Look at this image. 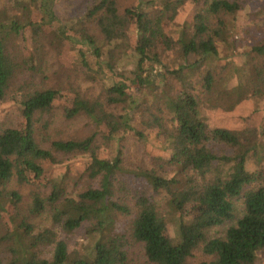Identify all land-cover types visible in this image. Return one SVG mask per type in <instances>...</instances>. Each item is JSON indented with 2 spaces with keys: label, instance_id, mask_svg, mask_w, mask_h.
<instances>
[{
  "label": "trees",
  "instance_id": "trees-1",
  "mask_svg": "<svg viewBox=\"0 0 264 264\" xmlns=\"http://www.w3.org/2000/svg\"><path fill=\"white\" fill-rule=\"evenodd\" d=\"M57 1L0 0L10 8L0 10V102L15 99L21 118L14 128L0 127V200L19 201L16 192L3 190L13 176L19 183L31 176L35 183L44 174L39 162L58 165L62 157L85 155L83 177L97 186L69 196L64 174L49 184L47 196L32 195L24 215L14 203L19 222L0 264H133L128 248L137 244L151 264H187L198 249L211 258L199 264H256L264 251V131L257 134L251 125L209 129L204 109L210 101L232 110L248 93L264 97V38L248 52L260 60L248 83L237 84L225 99L228 91L218 90L213 74L206 72L200 81L192 76L205 58L218 55L219 43L226 44L225 17L243 9L239 1L163 0L148 10L149 0L124 9L117 0H66L69 6L78 2V16L67 23L75 35L63 32L66 24H56ZM188 2L201 5L191 25L173 27L179 55L184 60L193 56L195 62L165 70L160 78L155 66L174 46L164 21L172 22ZM83 45L96 61L95 73L86 70ZM63 49L75 53L76 79L61 62ZM103 69L114 71L117 80L104 82ZM79 76L88 83L100 81L102 90L84 94L77 86ZM134 91L148 101L138 104ZM56 103L62 104L66 121L82 116L96 130L83 138L51 140ZM150 131L157 132L154 141L162 140L161 150L151 154L148 164L129 170L122 142L130 136L144 142ZM214 143L232 154L216 155ZM248 156L261 162L255 172L246 170ZM152 193L164 195L170 213L179 216L171 236ZM239 199L243 215L222 237H209L212 229L234 219ZM4 210L0 203V219ZM120 217L128 223L120 225ZM43 218L48 224L37 228L34 221ZM79 229L85 243L70 252L59 235Z\"/></svg>",
  "mask_w": 264,
  "mask_h": 264
},
{
  "label": "rangeland",
  "instance_id": "rangeland-1",
  "mask_svg": "<svg viewBox=\"0 0 264 264\" xmlns=\"http://www.w3.org/2000/svg\"><path fill=\"white\" fill-rule=\"evenodd\" d=\"M137 0H117L118 6L122 9L129 7L136 3ZM144 6L149 10L152 7H160L163 0H149ZM229 1H239L242 6V10L237 15H228L225 17L226 23V44H218V55L214 57L205 58L202 64L197 70H194L195 79L201 80L206 72H210L216 78V82L220 83L218 90L223 92L227 90V94L223 96L222 99L228 97L230 90H232L237 84L248 83L250 76L253 72L255 65H258L260 60H255L253 54L248 53L250 48L254 45L259 44L264 38V0H229ZM74 6H69L66 0L57 1V11L59 15V20L66 24L67 31L70 28L67 23L70 19L78 16L79 12L77 10L78 2L72 1ZM193 8V9H192ZM201 5L193 7V3L188 2L182 8L178 10L175 19L172 22L164 21L163 29L165 33L173 40L174 46L170 51H164L161 54L160 61L161 66H155L154 74L160 78L162 74H165V70L177 69L185 64L191 65L195 62V57L190 56L188 59L184 60L178 53V46L176 45V40L179 36L178 32L173 26L182 25L187 23L191 25L192 15L196 10L200 9ZM203 8V5H202ZM7 9L9 6L2 4L0 2V10ZM195 11V12H194ZM74 34V33H72ZM75 35V34H74ZM25 40H28L27 35H25ZM17 44L22 46V41L18 40ZM77 48V44L72 45ZM82 50L85 53V60L88 63L90 69L87 71H92L95 73L97 68L95 66V59L90 55V51L86 45H83ZM75 53L68 51V49H63L61 55V62L64 64L68 70V74L74 76L76 75L72 72L74 63L76 62ZM85 70V71H86ZM103 71L102 80L106 82L108 78L116 79V74L114 71L109 73L107 70ZM78 83L79 89L87 95H97L102 90V83L100 81L96 83H88L82 80L81 76ZM117 80V79H116ZM170 84L173 87L177 85L170 79ZM243 91V90H242ZM133 93V92H132ZM133 98L139 101H148L147 98L142 97L141 92H135L132 94ZM141 98V99H140ZM216 98V96H215ZM235 99V98H231ZM161 102V100H160ZM158 104H153V106H158ZM162 104V103H161ZM61 103H56V112L51 116L50 128H49V138L51 140H70L78 139L87 136L90 132L95 131V127L90 125L89 122L82 116L66 121L62 117L61 113ZM227 105H215L213 102H207L206 108V125L207 127L213 128H224L230 130H241L247 126H253L252 129H256L257 134L264 131V123L262 121V116L264 112V97L262 95H255L254 93H248L243 96L242 101L237 104L232 110L226 108ZM20 106L15 99L7 98L5 101L0 102V127L1 128H14L21 123ZM118 111V109L116 110ZM250 121H249V119ZM46 119V118H45ZM246 122L250 123L247 124ZM141 127H138L140 129ZM146 141L141 142L136 140L135 137H126L125 141L122 142L124 145L123 153L126 159V165L129 170L134 169L137 165L148 164L151 161V154L158 155L162 148V140L159 138L158 141H154V137L157 135L156 131L147 132ZM259 145V144H258ZM212 151L216 155L232 154V150L226 146L218 143H214L212 146ZM105 154L102 152L101 157ZM60 157V156H59ZM61 162L58 165L51 163L39 162L42 167L44 174L35 183L32 182L31 176L27 179L25 183H19L16 176L5 185L4 191L16 192L19 197L18 202H12L9 197H5L0 200L1 205L5 208V213L2 214L0 219V255L4 256L3 252H7L13 241L8 238L12 234V230L17 227L19 218L16 217V213H22L23 215L29 210L32 195L34 193H40L41 195L47 196L49 192V184L55 181H59L60 176L67 174L69 179L66 182L67 192L69 196L76 197L78 193H81L89 186H97V181H91L83 177L84 169L86 167L87 157L84 155L69 156L60 158ZM259 158H254L248 156L246 162V170L249 172H255L259 169L260 165ZM127 184L130 186V177L126 176ZM132 188V187H131ZM133 189V188H132ZM134 190V189H133ZM154 203L161 215L167 218V229L166 233L171 236L174 229V222L179 220V216L176 213H170L167 208V200L164 195L151 194ZM14 203H17L18 210H14ZM243 215V203L242 199L234 201V219L224 225L212 229L208 236L222 237L227 228L234 225L237 219ZM40 221H34L37 228H42L48 224L46 220L40 219ZM119 224L124 225L128 223L129 219L120 217ZM33 222V218L30 219ZM122 225V226H123ZM119 226V225H118ZM120 227V226H119ZM121 228V227H120ZM60 238L65 239L68 244V249L72 251H80L81 247L84 245L83 241V231L81 229L75 231L72 234H61ZM8 254V252L6 253ZM128 254L130 261L133 264H151L147 262L144 257L142 248L140 245H132L128 248ZM211 258L202 254L201 250H196L192 257L188 259L187 264H199L201 262H208ZM256 264H264V251L260 252L258 255V260Z\"/></svg>",
  "mask_w": 264,
  "mask_h": 264
},
{
  "label": "water",
  "instance_id": "water-1",
  "mask_svg": "<svg viewBox=\"0 0 264 264\" xmlns=\"http://www.w3.org/2000/svg\"><path fill=\"white\" fill-rule=\"evenodd\" d=\"M56 24H61V25H62V24H63V22H62L61 20H59V21H58ZM63 25H64V24H63ZM63 27H64V26H63ZM63 32H65V33H66V32H67V28H65V27H64V30H63ZM108 72H109V71H108ZM109 73H111V72H109Z\"/></svg>",
  "mask_w": 264,
  "mask_h": 264
}]
</instances>
